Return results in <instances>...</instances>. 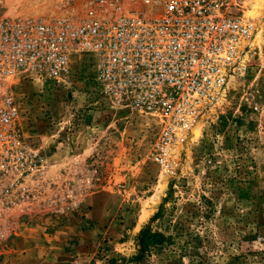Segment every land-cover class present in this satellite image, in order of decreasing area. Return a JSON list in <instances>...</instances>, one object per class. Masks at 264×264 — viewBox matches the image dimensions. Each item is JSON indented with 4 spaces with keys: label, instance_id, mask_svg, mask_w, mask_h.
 Listing matches in <instances>:
<instances>
[{
    "label": "rangeland",
    "instance_id": "1",
    "mask_svg": "<svg viewBox=\"0 0 264 264\" xmlns=\"http://www.w3.org/2000/svg\"><path fill=\"white\" fill-rule=\"evenodd\" d=\"M254 1L232 8L245 6L255 27L246 75L179 142L171 171L153 157L156 121L98 99L78 59L60 83L14 81L48 185L0 219V264H264V4L252 18ZM21 2L10 1V13L73 10ZM146 227L163 241L128 262Z\"/></svg>",
    "mask_w": 264,
    "mask_h": 264
},
{
    "label": "built area",
    "instance_id": "2",
    "mask_svg": "<svg viewBox=\"0 0 264 264\" xmlns=\"http://www.w3.org/2000/svg\"><path fill=\"white\" fill-rule=\"evenodd\" d=\"M10 1L0 0V219L48 185L16 79L60 83L74 60L88 65L98 99L156 121L153 157L168 172L179 142L248 70L254 23L232 8L249 0H60L73 10L54 16L10 13Z\"/></svg>",
    "mask_w": 264,
    "mask_h": 264
},
{
    "label": "trees",
    "instance_id": "3",
    "mask_svg": "<svg viewBox=\"0 0 264 264\" xmlns=\"http://www.w3.org/2000/svg\"><path fill=\"white\" fill-rule=\"evenodd\" d=\"M163 239L164 235L162 233L153 232L149 227L144 228L138 236V253L128 262H139L146 255L150 243H161Z\"/></svg>",
    "mask_w": 264,
    "mask_h": 264
},
{
    "label": "bare ground",
    "instance_id": "4",
    "mask_svg": "<svg viewBox=\"0 0 264 264\" xmlns=\"http://www.w3.org/2000/svg\"><path fill=\"white\" fill-rule=\"evenodd\" d=\"M46 2V1H45ZM52 3V2H51ZM264 4V0H255L254 3L251 5L252 8V18H256L259 16L258 9H261ZM229 86V85H228ZM197 125L193 127V131H196ZM180 147V146H179ZM178 147V151L180 148Z\"/></svg>",
    "mask_w": 264,
    "mask_h": 264
}]
</instances>
